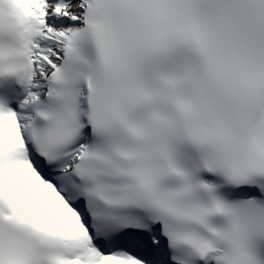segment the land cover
<instances>
[{
	"label": "snow or ice",
	"instance_id": "6c2138e0",
	"mask_svg": "<svg viewBox=\"0 0 264 264\" xmlns=\"http://www.w3.org/2000/svg\"><path fill=\"white\" fill-rule=\"evenodd\" d=\"M0 264H264V0H0Z\"/></svg>",
	"mask_w": 264,
	"mask_h": 264
}]
</instances>
